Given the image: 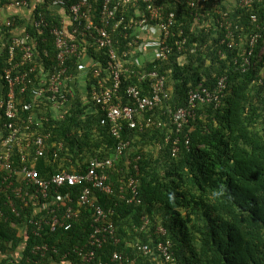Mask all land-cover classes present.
Instances as JSON below:
<instances>
[{"label": "trees", "instance_id": "1", "mask_svg": "<svg viewBox=\"0 0 264 264\" xmlns=\"http://www.w3.org/2000/svg\"><path fill=\"white\" fill-rule=\"evenodd\" d=\"M187 1L162 0L166 12L175 14L167 40L172 50L165 60L148 61L142 66L129 59L133 48L128 46L130 39L125 37V33L131 31L124 29V25L132 16L133 8L118 0L112 3L117 9L108 32L118 59L128 70L122 78L120 102H129L125 94L129 85L141 88L144 95H149V80L139 81L137 70H157L165 75L170 93L153 113H147L163 119V128L150 127L139 131L124 127L121 130V139L129 141V148L110 173L114 194L95 193L103 205L116 203L115 221L121 249L127 242L138 238L144 241V235L127 233L126 229L145 214L167 228L175 258L172 264H264V28L258 30L250 21L252 14L259 23L264 21V0H252L246 7L234 5L232 0H201L192 8ZM4 2L1 0L0 6ZM94 4L99 7L102 1L94 0ZM38 11L49 22L57 20L53 10H48L45 4L36 6L34 13ZM222 14L226 15L221 19ZM122 16L125 22L115 27ZM94 17L98 18L97 12ZM211 18L230 22L234 32L231 48L227 46L225 28L221 26L216 31ZM23 23L25 21L18 22ZM25 26L32 36H36L39 57L50 64L55 55L53 37L47 29L39 33L28 23ZM254 32H259L261 38L252 53L251 66L243 70L239 64L243 56L240 42L246 45L247 36ZM176 42H180V46ZM104 50L95 45L87 49L88 54L102 64L107 61ZM44 51L48 56L43 54ZM7 60L5 47L0 50V92L5 87L1 75L7 67ZM68 65L74 70L75 58L69 59ZM223 75L227 78V86L220 105L217 108L213 105L197 108L194 120L190 119L180 135L172 131L168 108L173 111L184 105L191 86L201 82L211 89L217 78ZM259 79L263 80L262 84ZM25 92L18 94L21 103L31 100V90ZM71 101L67 106L69 111L62 119L50 121L54 123L50 128L51 142L62 140L64 143L58 164L48 160L50 172L64 167L83 172L90 156H109L118 141L108 125L99 123L103 112L95 109V103L87 104L77 94ZM39 107L42 112L46 111L45 106ZM90 107L93 108L91 111L88 110ZM26 114L19 112L20 117ZM48 114L51 115L49 110ZM183 134L189 137L188 146L184 144ZM175 136L180 137L181 142L177 144L178 151L173 153ZM69 155H72L70 161ZM44 163L40 159L37 167ZM130 174L138 179L139 204H128L118 195L122 179ZM3 202L0 197V208L10 215L11 222L9 219L0 221V240L11 239L16 245L21 241L15 226L18 221L6 211ZM79 233L78 228L73 234L77 236L74 241H80ZM25 234H28V245L44 240L30 235L28 230ZM61 234L72 236L71 233ZM3 249L0 244V250ZM123 251L131 255V264H146V258L135 250L127 247Z\"/></svg>", "mask_w": 264, "mask_h": 264}, {"label": "built area", "instance_id": "2", "mask_svg": "<svg viewBox=\"0 0 264 264\" xmlns=\"http://www.w3.org/2000/svg\"><path fill=\"white\" fill-rule=\"evenodd\" d=\"M101 1L99 7L95 6L94 0H5L0 6V50L6 47L8 56L7 67L1 75L5 87L0 97H5L0 98V197L4 199L6 211L17 219L15 226L21 238L16 245L11 239L0 240L4 248L0 250V264H131V255L123 251L127 247L145 257L146 264H172L175 261L166 229L160 224L153 227L147 216H141L140 226L135 228L145 240L138 238L127 242L121 249V237L113 219L115 211L104 207L92 190L112 191L105 183L106 175L99 169L111 167L129 145V141L120 136L123 125L140 130L149 126L151 121L143 114L167 95L165 75L157 70L147 72L143 69L137 70L136 76L139 81L149 80L150 94L144 95L140 88L130 85L125 89L129 102L115 101L119 100L122 73L128 70L118 59L108 32L117 5L112 4L114 0ZM232 1L234 5L246 7L252 0ZM118 2L133 8L132 16L124 25V29L131 30L129 34L125 33L130 39L128 46L144 51L150 46L145 33L156 27L161 33V41L153 47V60H165L172 50L167 40L175 14L166 12L162 0ZM199 2L201 0L187 1L191 8ZM39 4L53 10L57 20L52 21L55 23L49 22L40 11L34 13ZM96 12L97 19L94 17ZM225 15L222 14L221 19ZM20 21L25 23L18 24ZM250 21L258 30L264 28V21L259 23L256 15H250ZM122 22H125L123 16L114 26ZM26 23L39 33L47 29L53 37L55 55L50 64L39 57L36 36L26 30ZM220 25L225 28L224 36L231 48L230 40L234 36L231 24L225 20L220 21ZM260 38L259 32L247 36L242 61L235 59L243 70L251 66L252 53ZM176 44L180 46V42ZM90 45L105 49V64L88 54ZM43 54L48 56L47 51ZM71 58H75L74 70L68 65ZM146 62L134 60L137 66ZM90 76L95 79V84L91 85V98L104 112L100 123L108 124L111 134L118 138L113 154L102 160H89V168L83 172L69 167L50 172L48 160L58 164L63 149L62 141L51 142L50 128L54 123L50 121L66 115L68 104L82 86V78L87 81ZM226 86V76L219 77L211 89L199 83L189 91L190 108L219 102ZM28 89L31 90V100L21 103L16 92L21 94ZM39 106H45L46 111L42 112ZM20 111L27 112L25 117L19 116ZM186 113L187 109L179 108L174 121L180 124ZM40 159L45 163L38 168ZM68 159L70 161L69 156ZM135 183L132 179L128 185L134 196L137 192ZM9 218L10 215L0 208V221ZM78 228L81 239L74 241L77 236L73 234ZM27 230L30 235L44 240L28 245ZM61 233H71L72 236L64 237Z\"/></svg>", "mask_w": 264, "mask_h": 264}, {"label": "clouds", "instance_id": "3", "mask_svg": "<svg viewBox=\"0 0 264 264\" xmlns=\"http://www.w3.org/2000/svg\"><path fill=\"white\" fill-rule=\"evenodd\" d=\"M197 6V5H196ZM190 7V6H189ZM191 8V7H190ZM216 22H218L217 24H216ZM211 24H213V26L215 25V29H216V31L219 29V27H221V25H220V21H215V20H213L212 18H211ZM234 37V36H233ZM232 37V38H233ZM243 37H245V34H244V36ZM161 39V38H160ZM240 45L241 46H243V48L245 47V44L241 41L240 42ZM169 55V54H168ZM168 57V56H167ZM153 61H155V60H153ZM153 61H151V62H153ZM122 62V61H121ZM223 76H225V75H223ZM264 76V75H263ZM125 77V72L124 73H122V76H121V80H123L122 78H124ZM221 77V76H220ZM219 78V77H218ZM217 78V79H218ZM227 79V78H226ZM82 81H83V83H82V86L80 87V89L76 92V94L77 95H80L81 97H83V101L85 102V103H91V101L93 102V103H95L94 102V100H92V98H91V94H90V91H91V85L93 84H95L94 82H95V79L94 78H92L91 76H90V79L89 80H85V78L83 77L82 78ZM199 83H201V82H199ZM198 83V84H199ZM263 83V80H261V79H259V84H262ZM197 84V85H198ZM203 84V83H202ZM122 85V84H121ZM121 85H120V89H121ZM197 85H195V86H191L189 89H188V92H187V99H186V103L184 104V105H181V106H178L176 109H174L173 111H170L169 110V108H168V111H167V113L170 115V123H171V125H172V127H170V129H172V131L173 130H175L176 131V133L177 134H179L180 135V133L183 131L182 129L184 128V126H187L188 125V123H189V121H190V119L191 120H194L193 118H194V115H195V110L197 109V108H199V107H203L204 105H213V107L214 108H217L219 105H220V103H221V100L219 101V102H212V103H204V104H198V105H196L195 107H193V108H190V105H189V97H188V94H189V91H190V89H192V88H195ZM204 85V84H203ZM130 86V85H129ZM133 86V85H132ZM206 86V85H205ZM208 87V86H207ZM83 88V89H82ZM126 89V88H125ZM141 89V88H140ZM165 89H166V92H167V95H166V97L168 96V92L170 91L168 88H166V84H165ZM168 89V90H167ZM120 92V91H119ZM1 93V92H0ZM26 93V92H25ZM141 93H142V89H141ZM170 93V92H169ZM18 94H20L19 92H16V97H17V100H18ZM22 94V93H21ZM24 94V93H23ZM75 94V95H76ZM143 94V93H142ZM149 94H150V92H149ZM262 95H264V91H262ZM148 96V95H147ZM3 97H5V95L4 96H2V98ZM75 97V96H74ZM165 97V98H166ZM115 100V99H114ZM120 96H119V100H115L116 102H120ZM163 100V99H162ZM162 100H161V102H162ZM160 102V103H161ZM71 103H72V101H71ZM121 103V102H120ZM160 103H158L156 106H154L151 110H148V111H146L144 114H143V117L144 118H148V119H150V121H151V123H150V125L149 126H147V127H145V128H143L142 130H140L139 128H127L126 127V125L124 124L123 125V128L125 127V128H127V129H136V130H139V131H143L144 129H147V128H150V127H154V128H163L164 126H165V122H164V120L163 119H161V118H156V117H154L153 116V114H151V115H147V113L148 112H151V113H153L154 112V109L160 104ZM122 104H124V103H122ZM95 109H98V106L95 104ZM179 108H185V109H187L188 110V113H186V115H185V120L184 121H181L180 122V124H178L176 121H174V114L176 113V111L179 109ZM69 111V109L67 110V112ZM100 112H103V111H101V110H99ZM67 114V113H66ZM102 116H104V112H103V115ZM101 120V119H100ZM100 123V122H99ZM101 124V123H100ZM101 125H108V124H101ZM108 127H109V125H108ZM122 128V129H123ZM109 130H110V128H109ZM111 133V132H110ZM183 140H184V144L186 145V146H188V144H189V137L187 136V134H183ZM118 139V138H117ZM60 141H62V140H60ZM181 142V139H180V137H178V136H175L174 137V139H173V144H174V147H173V153H175V152H177L178 151V149H179V147L177 146V144L178 143H180ZM62 143H63V141H62ZM116 145V144H115ZM63 146H64V143H63ZM115 148V147H114ZM129 148V145L125 148V150H124V154L119 158V159H117V160H115L114 161V163L112 164V166L111 167H106V168H100L99 170L102 172V173H104L105 175H106V178H105V183L106 184H108L110 187H111V192H109V193H106V192H104V191H101V190H98L97 188H94V189H92L93 190V192L95 193L96 191L97 192H100V193H103V194H106V195H108V196H110V195H113L114 194V189H113V186H112V184H111V182L109 181V178H110V173H111V171H114V168H115V165L117 164V163H119V160H121V158L125 155V151H127V149ZM113 151H114V149H113ZM113 151H112V153L109 155V156H106V157H111L112 156V154H113ZM60 153H61V151H60ZM127 155V154H126ZM72 155H69V157H71ZM59 157H60V155H59ZM67 157V156H66ZM106 157H89L88 159H87V163H86V169H88L89 167H88V165H89V160H92V159H96V160H102V159H104V158H106ZM135 168H137V167H135ZM98 170V171H99ZM134 180L136 183H135V186H136V190H137V192H136V194H135V196H134V194L131 192V190H130V188H129V181H131V180ZM122 185L119 187V193H118V195H119V198L121 199V200H124V201H126V203H136V204H139L140 203V198H139V195H138V188H137V184H138V179H137V177L135 176V175H132V174H130L125 180H123L122 179ZM128 194H129V196H128ZM95 195H96V193H95ZM96 197H97V195H96ZM98 199V198H97ZM99 202L103 205V203L99 200ZM104 207H106V208H113L114 209V211H115V214H114V216H113V219H114V222H115V224H116V221H115V215L117 214V211H116V209H115V206H116V203L115 204H113L112 206H110V205H103ZM141 216H147L148 218H150L148 215H145V214H142ZM150 220H151V218H150ZM151 222H152V224H153V227L155 226V225H162L165 229H166V233H167V228L163 225V224H161V222H154L153 220H151ZM140 223H141V217H140V219H139V221L137 222V223H135V224H133V226L131 227V228H127L126 229V232L127 233H129V232H134V233H136L135 231V228H139V226H140ZM116 228H117V226H116ZM131 230V231H130ZM138 230V229H137ZM137 232H139V231H137ZM117 233H118V231H117ZM137 235H139V236H141V235H143L142 233H136ZM167 235V238L170 240V238L168 237V233L166 234ZM144 240H145V238H144ZM171 241V240H170ZM171 246H172V244H171Z\"/></svg>", "mask_w": 264, "mask_h": 264}, {"label": "crops", "instance_id": "4", "mask_svg": "<svg viewBox=\"0 0 264 264\" xmlns=\"http://www.w3.org/2000/svg\"><path fill=\"white\" fill-rule=\"evenodd\" d=\"M216 30V29H215ZM159 30L156 27L150 28L147 33H145V39L147 42H149V47L144 49V51H138V50H132L131 54L129 55V59L134 63V60L136 61H152L154 57V51L155 46L159 43L160 38L159 37ZM154 47V48H153ZM135 64V63H134ZM93 108L90 107L88 110L91 111Z\"/></svg>", "mask_w": 264, "mask_h": 264}, {"label": "rangeland", "instance_id": "5", "mask_svg": "<svg viewBox=\"0 0 264 264\" xmlns=\"http://www.w3.org/2000/svg\"><path fill=\"white\" fill-rule=\"evenodd\" d=\"M231 1V0H230ZM233 3V2H232ZM83 89V88H82Z\"/></svg>", "mask_w": 264, "mask_h": 264}]
</instances>
